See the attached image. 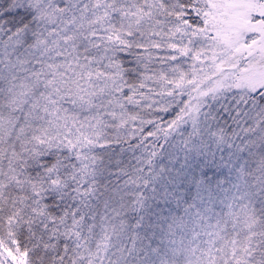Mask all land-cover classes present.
Listing matches in <instances>:
<instances>
[{
  "label": "snow or ice",
  "instance_id": "snow-or-ice-1",
  "mask_svg": "<svg viewBox=\"0 0 264 264\" xmlns=\"http://www.w3.org/2000/svg\"><path fill=\"white\" fill-rule=\"evenodd\" d=\"M0 264H264V0H0Z\"/></svg>",
  "mask_w": 264,
  "mask_h": 264
}]
</instances>
